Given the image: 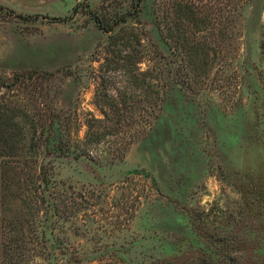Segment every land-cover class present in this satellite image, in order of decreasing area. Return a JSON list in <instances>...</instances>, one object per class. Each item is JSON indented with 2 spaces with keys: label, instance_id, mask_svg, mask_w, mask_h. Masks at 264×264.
<instances>
[{
  "label": "rangeland",
  "instance_id": "374dc122",
  "mask_svg": "<svg viewBox=\"0 0 264 264\" xmlns=\"http://www.w3.org/2000/svg\"><path fill=\"white\" fill-rule=\"evenodd\" d=\"M128 2L0 0V76L35 71L0 88V106L58 115L71 149L54 174L64 194L90 203L47 242L0 158V264H151L189 251L186 210L234 209L243 191L264 188V0L246 3L227 41L219 0H150L112 35L95 25L94 15L123 17ZM92 119L102 121L90 139ZM15 121L27 131L41 123Z\"/></svg>",
  "mask_w": 264,
  "mask_h": 264
},
{
  "label": "trees",
  "instance_id": "16d2710c",
  "mask_svg": "<svg viewBox=\"0 0 264 264\" xmlns=\"http://www.w3.org/2000/svg\"><path fill=\"white\" fill-rule=\"evenodd\" d=\"M150 0H129L127 15L117 19L109 16L94 15L95 25L109 32L115 33L119 24L130 21L131 18H138L148 7ZM249 0H219L220 37L227 41L232 37V32L241 22L243 24V11ZM239 20V23L237 22ZM149 60V59H148ZM146 69H141L138 74L132 75L135 86H144L152 78L153 72L157 71V64H147ZM35 71L28 74L16 73L11 81L0 76V88L12 90L22 80L32 79ZM47 78L51 75L45 72ZM161 93V99H163ZM108 96V95H107ZM3 96H0V99ZM110 104L116 106L113 98ZM124 103L127 96H124ZM8 108L2 110L0 106V158L2 159V174L4 179L7 173L12 172L13 177L19 185L20 195H23L29 208H34L32 219L34 225L40 224V236L52 234L60 222H73L82 208H88L90 203L83 197L84 201H74L73 195L62 192L70 188L65 182L58 179L54 174V160L65 156L70 152L71 142L64 134L56 121L58 115L54 112L45 114L37 113V117L30 119L24 112H7ZM117 110L114 115H117ZM104 119L109 113L102 112ZM22 116L26 121L38 120L41 123L29 125L30 136L27 138V130L24 125H18L16 117ZM119 116V115H118ZM48 121V123H47ZM101 122L102 119H92L88 123L86 136L96 137L93 133L94 122ZM6 124H5V123ZM45 123V124H44ZM145 125L149 124L144 120ZM137 171H130L134 173ZM244 198L241 204L234 209L226 211L219 207L210 206L209 209L199 206L186 210L187 218V250L179 248L165 250L164 257L153 260L151 264H264V188L253 185L251 191H243ZM82 200V199H81ZM49 242V239H45ZM171 243V242H166ZM173 244V243H171ZM22 245H16V252L19 253ZM45 248H52L48 245ZM45 248L38 249L45 251ZM48 253V252H47ZM49 254V253H48ZM19 260V256L13 258V263ZM69 262L70 259L66 260Z\"/></svg>",
  "mask_w": 264,
  "mask_h": 264
}]
</instances>
